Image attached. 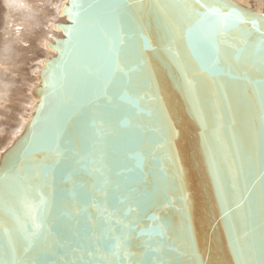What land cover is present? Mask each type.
Listing matches in <instances>:
<instances>
[{
	"label": "snow or ice",
	"instance_id": "obj_1",
	"mask_svg": "<svg viewBox=\"0 0 264 264\" xmlns=\"http://www.w3.org/2000/svg\"><path fill=\"white\" fill-rule=\"evenodd\" d=\"M63 11L72 26L46 71L49 117L0 175V264H222L194 236L152 60L176 70L203 129L206 106L218 141L229 129L235 207L218 182L219 220L234 264H264V14L227 0H72Z\"/></svg>",
	"mask_w": 264,
	"mask_h": 264
},
{
	"label": "water",
	"instance_id": "obj_2",
	"mask_svg": "<svg viewBox=\"0 0 264 264\" xmlns=\"http://www.w3.org/2000/svg\"><path fill=\"white\" fill-rule=\"evenodd\" d=\"M228 3L234 4L242 9H247L256 14H264V10L251 7L237 0H227ZM72 0H63L58 8V16L64 21L55 22L52 25L54 31L59 36H52L50 40L43 42V47L48 51V56L39 61L37 69L38 82L30 89L32 105L26 121L20 131L13 137L12 142L0 152V175L3 174L7 160L14 150L19 148L32 135L34 127L39 129L43 127L49 117L51 101L49 100L44 108H41L42 100L45 96V75L48 70L49 62H55L60 55V49L65 48V41L69 35L64 29L72 26V21L68 13L63 11L69 6ZM174 76L176 77L174 79ZM151 79L155 82L156 90L161 97V103L165 113L172 123L175 135L171 143V154L176 158V166L182 171L184 179V195L188 199V210L192 223V230L195 238L201 247H204L209 241L212 244L216 258L222 261V264H234L235 257L231 253V242L228 239L223 220L219 217L227 208H222L216 200L217 183H222L228 191V206L234 208L232 200L235 198L231 194V178L229 165L234 159L235 147L231 143V134L225 125L220 130V136L223 142L217 140L213 132L215 123L211 118V111L208 106L205 107V113L208 117L206 130L202 128L200 122L195 119L189 111L185 97L177 87L178 73L171 66L156 60L151 61ZM207 83V82H206ZM50 91V89H48ZM231 95V89H229ZM237 124L236 131L240 133L243 129V121L246 119L242 109H237L234 103ZM34 121H39L34 124ZM204 137L207 138V148L205 147ZM243 148L248 150L249 144L245 140ZM215 156L219 165V176L214 178L208 167L209 151ZM161 166L166 170L172 169L173 165L170 160L162 159ZM259 185L257 184V189ZM180 205L177 204V207ZM168 215L172 222L179 227L180 216L175 210H170ZM235 215V213H233ZM214 222L219 221L214 232L210 233L209 219ZM3 244V237L0 236V245ZM43 260L46 257H38ZM52 259H55L53 257ZM184 264H188L184 261Z\"/></svg>",
	"mask_w": 264,
	"mask_h": 264
},
{
	"label": "rangeland",
	"instance_id": "obj_3",
	"mask_svg": "<svg viewBox=\"0 0 264 264\" xmlns=\"http://www.w3.org/2000/svg\"><path fill=\"white\" fill-rule=\"evenodd\" d=\"M62 1L63 0H49V2L50 3H52V4H55V5H57L56 6V9L52 6V5H48V6H46L45 8H44V13H45V19L44 20H41V24H39V26H38V28L37 27H34L33 26V28H32V30H33V32H34V34H32V32H31V34L32 35H27V33H25V34H21L22 32H24V30H26V29H28V24H27V22H21L20 20H19V22L21 23L20 24V26H24V27H22V31L19 29V27L16 29L15 28V31H13L12 30V32H14V33H17L18 34V37H17V34H13V33H9V34H7V35H9V36H11V38L13 37V35H14V37L13 38H16V39H22V41L20 42L19 40V42H20V44L19 43H15V42H12L11 41V44H13V45H16L14 48L15 49H13V51L15 52V50H16V55L14 54V55H12V56H16L15 57V64H16V66H17V68H12L13 70H14V72H13V70L12 69H9L10 68V66H14L15 64H13V62H14V60H12V65H11V63H8L9 61L7 60V61H4L5 63V66H7L6 64L8 63V66H7V70L9 71H6L4 68L2 69L4 72H6V75H4V77H5V83L4 84H7L8 86H9V83L11 82H16V83H10L12 86H9V87H12L11 88V90L9 91V93H0V107H2L1 109H0V118H1V123H0V152H2L3 151V149L4 148H6L9 144H10V142H12V139H13V137L15 136V134L13 135V134H11V133H13L14 131H13V129L17 126V125H20L19 127H18V130H20L21 129V127H22V125L24 124V122L26 121V119H27V116H28V114H29V111H30V106L32 105V97H31V95H30V89L33 87V86H35L36 84H37V82H38V79H37V69L39 68V61L40 60H42V59H44V58H46L47 56H48V51L43 47V41H47V40H50V38L52 37V36H59V33L58 32H56V31H54L53 30V28H52V25L55 23V22H58V21H64V19L62 18V17H59L58 16V7L61 5V3H62ZM36 2V1H35ZM38 7L40 6V3H35ZM59 4V5H58ZM49 6H51V7H49ZM37 7V8H38ZM37 8H36V12H34V14L35 13H37V15H36V17H39V11L37 10ZM0 11H2V13L0 12V14H3L4 13V7H1L0 6ZM17 15V14H16ZM19 16V15H18ZM18 16H17V18H18ZM16 18V16H15V18H14V22L15 21H17V23H18V19ZM19 18H21L22 19V16H19ZM30 19V18H29ZM31 22V21H30ZM39 23V22H38ZM49 23H50V26H49ZM24 24V25H23ZM52 24V25H51ZM41 26V28H39ZM24 28V29H23ZM38 29V30H37ZM20 30V31H19ZM43 31V30H45L46 32H47V34H45L44 36H42V34L41 33H43V32H41V31ZM18 31H19V33H18ZM7 32V31H6ZM40 32V35L38 34ZM1 33V32H0ZM36 34V35H35ZM23 35V36H22ZM28 37H30V38H27V36ZM33 35H35V36H33ZM36 36H38L37 38H36ZM43 39H41L40 37ZM47 36V37H46ZM3 37V36H2ZM2 37H1V39L0 40H3L2 39ZM20 37H22V38H20ZM35 37V38H34ZM34 38V39H33ZM39 38V39H38ZM44 38H46V39H44ZM32 40V42H31V40ZM38 39V40H37ZM42 40L40 43H39V40ZM28 40V41H27ZM35 41V42H34ZM37 41H38V43H37ZM31 43H34V44H31ZM19 44V45H18ZM30 44V45H29ZM21 45H22V47H21ZM28 45V46H27ZM35 45V46H34ZM37 45V46H36ZM17 46H18V48H17ZM26 46V47H25ZM30 46H31V48H30ZM39 46V47H38ZM37 47V48H36ZM20 48V50H18ZM25 49V50H24ZM30 49V50H29ZM35 49H36V51H35ZM38 49V50H37ZM23 50V51H22ZM28 50H29V52H28ZM40 51V52H39ZM45 51V52H44ZM24 52V53H23ZM34 52H35V55H34ZM28 53V54H27ZM40 55V56H38V55ZM28 55V56H27ZM30 55V56H29ZM33 55V56H32ZM20 56V57H19ZM42 56V57H41ZM11 57V56H10ZM18 57V58H17ZM28 57V58H27ZM14 58V57H13ZM17 58V59H16ZM41 58V59H40ZM9 60H11V58L9 59ZM18 61V63H17V61ZM20 62V63H19ZM26 62V63H25ZM23 63V64H22ZM1 64V63H0ZM3 64V65H4ZM18 64V65H17ZM28 64V65H27ZM25 65V66H24ZM16 66H14V67H16ZM27 66H29V68L27 67ZM26 67H27V69H26ZM24 69H26V70H24ZM30 69V70H29ZM32 70V71H31ZM1 71V70H0ZM3 71H1V72H3ZM16 71V72H15ZM22 73H21V72ZM30 71V72H29ZM11 72V73H10ZM8 73H10V74H8ZM24 73H26V74H24ZM5 74V73H4ZM13 74H16V75H13ZM22 74V75H21ZM9 75V76H8ZM12 75V76H11ZM21 75V76H20ZM23 75H25V76H27L26 78H25V76H23ZM17 76V77H16ZM13 77V78H12ZM11 80H10V79ZM19 78H20V80H19ZM23 78H25V79H23ZM29 78V79H28ZM31 78V79H30ZM14 79V80H13ZM23 80V81H22ZM29 80V81H28ZM7 81V82H6ZM17 81H19V82H17ZM23 83H22V82ZM30 83V82H32V83H30V84H32V85H30V84H26L25 85V83ZM3 84V85H4ZM13 84L16 86V87H18V92H16V93H14L15 92V87H13ZM16 84H18V85H16ZM21 84V85H20ZM6 85V86H7ZM22 85H25V86H23L22 87ZM5 86V87H6ZM19 87H21V88H19ZM27 89V90H26ZM9 90V89H8ZM14 90V91H13ZM10 92H12V93H10ZM18 93H19V95H18ZM12 94V95H11ZM4 95V96H3ZM17 95V96H16ZM21 95H25V97L29 100V101H31V102H29L30 103V106L29 107H24V108H22V107H18V105L20 104V101H18L17 99H14L13 97H16V98H18V99H20L21 98ZM19 96H20V98H19ZM9 97V98H8ZM5 98V99H4ZM6 105V106H5ZM25 109V110H24ZM22 110V111H21ZM17 112L16 113V118H14V116L13 115H11V114H13L14 112ZM11 113V114H10ZM6 115V116H5ZM19 118V119H18ZM16 125V126H15ZM10 131H11V133H10ZM18 132V131H17ZM12 139H11V138ZM9 138V139H8ZM7 143V144H6ZM6 145V146H5Z\"/></svg>",
	"mask_w": 264,
	"mask_h": 264
},
{
	"label": "bare ground",
	"instance_id": "obj_4",
	"mask_svg": "<svg viewBox=\"0 0 264 264\" xmlns=\"http://www.w3.org/2000/svg\"><path fill=\"white\" fill-rule=\"evenodd\" d=\"M37 3H40V6L38 7L35 3L36 2ZM237 1H239V2H241V3H245V4H247V5H249V6H251V7H254V8H257V9H259V10H264V0H237ZM48 5H52L55 9H56V6L57 5H55V4H52V3H50L49 2V0H0V6L1 7H4V13L3 14H0V39H1V37H2V39L3 40H0V70L1 71H3L2 69L4 68L6 71H8L9 69H12V68H17V66H16V62H15V57L16 56H12V55H14L15 53H16V50H15V52L13 51V49H15L16 47V45H13V44H11V41L12 42H15V43H19L20 44V42L22 41V39L20 40L19 38L18 39H16V38H13L14 37V35L15 34H17V33H14V32H12V30L13 31H15V28L17 29L18 27H19V29L22 31V27H24V26H20V22H19V20L21 21V22H27V24H28V29H26V30H24V32H22L21 34H25V33H27V35H32V34H34V32H33V30H32V28H33V26L34 27H37L38 28V26H39V24H41V20H44L45 19V13H44V8L46 7V6H48ZM59 5V4H58ZM38 7V8H37ZM49 7H51V6H49ZM36 8H37V10L39 11L38 13V15H39V17H36V15H37V13H35L34 14V12H36ZM59 8V7H58ZM1 13H2V11H0ZM17 14V15H16ZM22 16V19L21 18H19V16ZM15 16H16V18H17V16H18V23H17V21H15L14 22V18H15ZM30 18V19H29ZM31 21V22H30ZM39 22V23H38ZM24 25V24H23ZM52 25V24H51ZM49 26H50V23H49ZM25 28V27H24ZM23 28V29H24ZM39 28H41V26L39 27ZM19 30V31H20ZM38 30V29H37ZM7 31V32H6ZM19 31H18V33H19ZM41 31V30H40ZM13 33L14 35H13V37L11 38V36H9L10 34L9 33ZM31 32H32V34H31ZM41 32H43V33H41L42 34V36H44L45 34H47V32L45 31V30H43V31H41ZM7 34H9V35H7ZM39 35H40V32L38 33ZM26 35V36H27ZM36 35V34H35ZM35 35H33V36H35ZM48 35V34H47ZM23 36V35H22ZM41 36V35H40ZM39 36V37H40ZM17 37H18V34H17ZM31 37V36H30ZM30 37H28L27 36V38H30ZM38 36H36V38H37ZM47 37V36H46ZM20 38H22V37H20ZM35 38V37H34ZM33 38V39H34ZM41 38V37H40ZM32 39V40H33ZM39 39V38H38ZM37 39V40H38ZM42 39V38H41ZM39 40V43L43 40ZM44 39H46V38H44ZM20 42H19V41ZM31 40V39H30ZM32 40H31V42H32ZM28 41V40H27ZM35 42V41H34ZM44 42V41H43ZM42 42V43H43ZM37 43H38V41H37ZM18 44V45H19ZM31 44H34V43H31ZM30 45V44H29ZM28 46V45H27ZM35 46V45H34ZM37 46V45H36ZM15 47V48H14ZM21 47H22V45H21ZM26 47V46H25ZM39 47V46H38ZM17 48H18V46H17ZM30 48H31V46H30ZM37 48V47H36ZM18 50H20V48L18 49ZM25 50V49H24ZM30 50V49H29ZM29 50H28V52H29ZM38 50V49H37ZM23 51V50H22ZM35 51H36V49H35ZM40 52V51H39ZM45 52V51H44ZM24 53V52H23ZM17 54V53H16ZM15 54V55H16ZM28 54V53H27ZM34 55H35V52H34ZM38 55V54H37ZM11 56V57H10ZM28 56V55H27ZM30 56V55H29ZM33 56V55H32ZM38 56H40V55H38ZM14 57V58H13ZM20 57V56H19ZM42 57V56H41ZM11 58V60H9ZM18 58V57H17ZM16 58V59H17ZM28 58V57H27ZM41 59V58H40ZM9 61L8 63H11L12 62V60H14V62H13V64H15L14 66H16V67H14V66H10V68L7 70V66H8V63L6 64L7 66H5V62L4 61ZM11 61V62H10ZM17 61V60H16ZM17 63H18V61H17ZM20 63V62H19ZM26 63V62H25ZM4 64V65H3ZM23 64V63H22ZM11 65H12V63H11ZM18 65V64H17ZM28 65V64H27ZM25 66V65H24ZM9 67V66H8ZM28 68H29V66H27ZM27 67H26V69H27ZM2 68V69H1ZM26 69H24V70H26ZM4 70V71H5ZM13 70V69H12ZM30 70V69H29ZM0 71V93H9V91L11 90V88L12 87H9V86H12L11 84L12 83H16V82H10L9 83V86L7 85V84H4L5 83V77H4V75H6V72H1ZM27 71V70H26ZM32 71V70H31ZM9 72V71H8ZM13 72H14V70H13ZM16 72V71H15ZM21 72V71H20ZM30 72V71H29ZM5 73V74H4ZM11 73V72H10ZM10 73H8V74H10ZM22 73V72H21ZM24 74H26V73H24ZM13 75H16V74H13ZM22 75V74H21ZM20 75V76H21ZM9 76V75H8ZM12 76V75H11ZM23 76H25V75H23ZM17 77V76H16ZM27 76H25V78H26ZM13 78V77H12ZM25 78H23V79H25ZM10 79V78H9ZM29 79V78H28ZM31 79V78H30ZM11 80V79H10ZM14 80V79H13ZM19 80H20V78H19ZM23 81V80H22ZM21 81V82H22ZM29 81V80H28ZM7 82V81H6ZM17 82H19V81H17ZM23 83V82H22ZM30 83H32V82H30ZM29 82L27 83H25V85L26 84H30ZM4 84V85H3ZM7 85V86H6ZM16 85H18V84H16ZM21 85V84H20ZM25 85H22V87L23 86H25ZM30 85H32V84H30ZM6 86V87H5ZM13 87H15V92L14 93H16V92H18V87H16L14 84H13ZM19 88H21V87H19ZM9 89V90H8ZM13 89V88H12ZM27 90V89H26ZM14 91V90H13ZM10 93H12V92H10ZM13 94V93H12ZM11 94V95H12ZM18 95H19V93H18ZM4 96V95H3ZM17 96V95H16ZM9 98V97H8ZM14 99H17L18 101H20V104L18 105V107H22V108H24V107H29L30 106V103L29 102H31V101H29L26 97H25V95L23 96V95H21V98H20V96H19V98L20 99H18V98H16V97H13ZM5 99V98H4ZM6 106V105H5ZM2 107H0V109H1ZM25 110V109H24ZM22 111V110H21ZM16 111L13 113V114H11V115H13L14 116V118H16ZM6 116V115H5ZM19 119V118H18ZM1 118H0V123H1ZM16 126V125H15ZM20 125H17L14 129H13V133H11V131H10V133L11 134H17L20 130H18V127H19ZM1 130V129H0ZM18 131V132H17ZM1 136V135H0ZM11 138V137H10ZM9 139V138H8ZM12 139V138H11ZM11 143V142H10ZM7 144V143H6ZM6 146V145H5Z\"/></svg>",
	"mask_w": 264,
	"mask_h": 264
}]
</instances>
